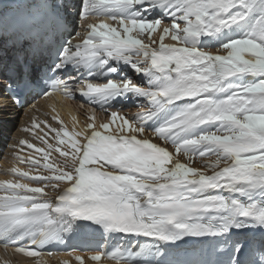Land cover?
Segmentation results:
<instances>
[{
	"label": "snow or ice",
	"instance_id": "snow-or-ice-1",
	"mask_svg": "<svg viewBox=\"0 0 264 264\" xmlns=\"http://www.w3.org/2000/svg\"><path fill=\"white\" fill-rule=\"evenodd\" d=\"M61 9L75 10L74 31ZM5 38L19 45V67L4 65L0 52V110L23 107L27 95L78 94L107 116L98 124L93 111L72 133L35 117L23 129L43 123L70 143L55 149L62 158L55 164L45 153L42 166L16 153L34 145L13 146L16 161L50 174L13 166V179L0 181L5 257H22L18 264H49L45 257L61 253L71 259L58 264H264V237L246 238L264 232V0L0 3ZM45 53L34 70L29 61ZM130 101L145 110L123 114L117 105ZM80 233L87 242L68 246ZM185 238L214 241L212 254L226 259L174 257L169 246Z\"/></svg>",
	"mask_w": 264,
	"mask_h": 264
},
{
	"label": "bare ground",
	"instance_id": "bare-ground-1",
	"mask_svg": "<svg viewBox=\"0 0 264 264\" xmlns=\"http://www.w3.org/2000/svg\"><path fill=\"white\" fill-rule=\"evenodd\" d=\"M61 2H63L69 8H73L74 5H77L76 0H49V3H61ZM0 3H11V4L20 3L26 5L27 3H29V0H0ZM73 11L67 12L61 9V15L65 17V19L70 23L74 18ZM54 33L55 31L52 32L51 36L54 35ZM18 48L19 45H17L16 48L12 46V41L10 39L5 38L4 40H0V52L3 53L4 65L11 68L19 67L16 62V55ZM41 58L42 56H37L34 62L31 60L29 62L32 63L34 67L37 63H40ZM15 110H16L15 106H10L8 108L0 110V147L4 142L5 136L8 134L10 126L13 124L14 119L12 114H14ZM193 166L200 167L201 165L200 163H196L193 164Z\"/></svg>",
	"mask_w": 264,
	"mask_h": 264
}]
</instances>
